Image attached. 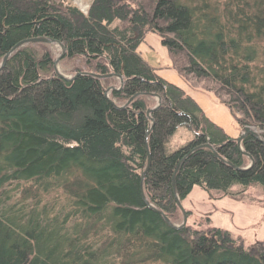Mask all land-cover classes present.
Returning a JSON list of instances; mask_svg holds the SVG:
<instances>
[{"label":"trees","instance_id":"trees-1","mask_svg":"<svg viewBox=\"0 0 264 264\" xmlns=\"http://www.w3.org/2000/svg\"><path fill=\"white\" fill-rule=\"evenodd\" d=\"M148 32L181 78L264 137V0H92L87 14L59 0H0V63L45 36L78 60L73 75L123 77L109 98L115 77L66 80L45 43L19 48L0 70V264H264V243L246 247L199 221L174 228L145 203L146 141L144 192L172 223L183 222L172 178L191 151L175 177L181 202L195 187L264 194V142L243 138L246 169L236 139L143 59ZM181 127L193 136L177 146ZM207 142L243 170L198 148Z\"/></svg>","mask_w":264,"mask_h":264},{"label":"rangeland","instance_id":"rangeland-1","mask_svg":"<svg viewBox=\"0 0 264 264\" xmlns=\"http://www.w3.org/2000/svg\"><path fill=\"white\" fill-rule=\"evenodd\" d=\"M83 2H90V0H83ZM59 3H62V0H59ZM72 5L78 6L75 2ZM48 46L56 59L61 53V47L58 44ZM139 51L145 61L158 69L161 77L177 84L194 97L205 113L217 125L225 129L232 138L237 139L243 133V129L238 126L234 114L227 106L218 102L213 96L200 91L197 87L190 86L178 75L171 65L168 51L163 45L160 35L148 32ZM77 64L78 60L62 59L58 64V71L71 77L77 69ZM111 86L119 88L120 80L115 78L114 84ZM110 94L111 91L108 95ZM152 101L153 107L158 104L156 96L152 98ZM192 136L193 133L188 128L181 127L172 144L181 146L188 142ZM231 191L234 195L214 198L213 195L208 194L200 187H195L182 202L184 208L192 213L190 221L188 216L187 223L192 222L195 225L199 221L202 227L212 226L226 229L235 237L241 238L246 247L264 243V194L262 190L258 187L243 190L239 185H235Z\"/></svg>","mask_w":264,"mask_h":264},{"label":"water","instance_id":"water-1","mask_svg":"<svg viewBox=\"0 0 264 264\" xmlns=\"http://www.w3.org/2000/svg\"><path fill=\"white\" fill-rule=\"evenodd\" d=\"M71 1H74L76 2L77 4H81L82 3V0H71ZM63 3H65L66 5H68L67 3V0H62ZM37 43H45V44H48V45H52V44H58L60 47H61V53L58 57H56V59L54 60V71L57 75H59L60 77L66 79V80H73L74 78H76L77 76L81 75V74H85V75H90L92 77H95V78H98V79H104V78H108V77H115V78H118L120 80V87L117 88L115 86H110L107 90H106V96L109 98V91H112V90H118L122 87L123 85V77L121 75H117V74H94V73H89V72H80V73H77L71 77H68L64 74H61L59 71H58V64L60 62V60L64 57L65 55V52H66V48L64 46L63 43H61L60 41L58 40H55V39H51V38H48V37H45V36H42V37H33V38H28V39H24L20 42H18L2 59L1 63H0V70L4 67V65L6 64L7 60L9 59V57L12 55V53H14L16 50H18L19 48L25 46V45H28V44H37ZM141 94H137L135 96H133L129 102H131L136 96H139ZM157 98H158V104L156 106H154L153 108H150L148 109L147 113L148 115L150 116L151 113H153L157 108H159V106L161 105V97L158 96V95H155ZM128 102V103H129ZM127 103V104H128ZM126 104V105H127ZM115 105V104H114ZM126 105H123L121 107H117V108H124ZM152 128V126H151ZM151 128L147 131L146 133V138L149 136L150 132H151ZM250 134L251 136H253L254 138H256L257 140L261 141V142H264V137L261 135V133L259 131H257L256 129L254 128H251L249 126H245L243 128V133L236 139L237 141V144L240 148V150L242 151L243 154H245L246 156H248V158L250 159L251 163L249 164V166L246 168H250L252 165H253V158L247 154L243 148H242V145H241V142L243 140V138ZM147 140V139H146ZM198 148H208L210 150H212L214 152V154L220 158L222 161H224L225 163H228L232 168L236 169V170H243L241 168H238L236 167L234 164H232L231 162L225 160L223 157H221L219 155V153L215 150V148L211 145L210 142H207L201 146H199ZM146 149H147V152H148V161H147V166H146V169L142 175V179H141V192L143 194V199L145 201V203L147 205H149L150 207H152L154 210H156L157 212H159L161 215L164 216L165 220L167 221V223L174 227V228H181L183 226L186 225L187 223V220H188V214H187V211L186 209L184 208L178 194H177V190H176V183H175V177H176V174L177 172L180 170L181 168V165L183 163V161L193 152H189L188 155L186 157H184V159L179 163V165L177 166V169L175 170L174 172V175H173V178H172V183H173V188H174V193H175V196H176V201H177V205L178 207L180 208V210L182 211V214H183V222L181 225H176L175 223H172L165 215L162 211H159L157 210L156 208H154L150 203L149 201L147 200V197L145 195V192H144V188H143V180H144V176L146 174V172L148 171L149 167H150V164H151V158H150V153H149V147H148V143L146 141ZM195 150V149H194Z\"/></svg>","mask_w":264,"mask_h":264},{"label":"crops","instance_id":"crops-1","mask_svg":"<svg viewBox=\"0 0 264 264\" xmlns=\"http://www.w3.org/2000/svg\"><path fill=\"white\" fill-rule=\"evenodd\" d=\"M91 2H92V0H90V2H86V3H84L83 2V0H82V3L81 4H79L77 7H78V9L80 10V11H82V9L80 8L81 6H83V5H85V4H87V5H89V7H90V4H91ZM67 3L69 4H73V2L71 1V0H67ZM89 10V9H88ZM83 12V11H82ZM84 13V12H83ZM85 14V13H84ZM118 79V78H117Z\"/></svg>","mask_w":264,"mask_h":264},{"label":"bare ground","instance_id":"bare-ground-1","mask_svg":"<svg viewBox=\"0 0 264 264\" xmlns=\"http://www.w3.org/2000/svg\"><path fill=\"white\" fill-rule=\"evenodd\" d=\"M76 1V0H75ZM82 10H84V11H88V8H89V5H87V4H85V5H83V6H81L80 7Z\"/></svg>","mask_w":264,"mask_h":264},{"label":"built area","instance_id":"built-area-1","mask_svg":"<svg viewBox=\"0 0 264 264\" xmlns=\"http://www.w3.org/2000/svg\"><path fill=\"white\" fill-rule=\"evenodd\" d=\"M82 11L86 13V11H84V10H82Z\"/></svg>","mask_w":264,"mask_h":264}]
</instances>
